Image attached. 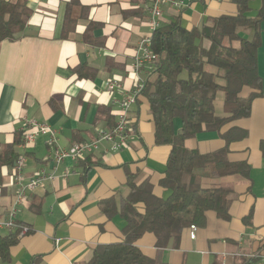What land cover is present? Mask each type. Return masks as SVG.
Segmentation results:
<instances>
[{
    "label": "crops",
    "instance_id": "obj_1",
    "mask_svg": "<svg viewBox=\"0 0 264 264\" xmlns=\"http://www.w3.org/2000/svg\"><path fill=\"white\" fill-rule=\"evenodd\" d=\"M24 1L31 14L22 35L0 43V147L20 135L23 118L48 124L56 132L60 148L93 140L115 122L114 100L121 97L119 91L108 92L105 83L116 79L124 92L135 85L132 64L139 40L149 34V0H77L71 10L75 23L65 38L61 37L62 27L70 0ZM181 1L179 10L161 6L160 26L179 18L184 28L191 29L208 18L236 13L230 0ZM249 6L253 17L263 11L257 52L260 96L253 99L247 118L226 124L219 133L202 132L185 141L186 148L206 154L224 147L219 134L230 128L246 131L244 139L230 143L228 159L245 161L249 176L202 179L203 188L226 187L234 192L229 219L221 220L207 211L204 224L196 226L194 240L186 229L177 248L168 246L160 251L166 264H264V150L260 149L264 142V0H253ZM89 24L97 25L89 32L94 45L83 40ZM147 75L142 69L140 77ZM217 99L223 113L222 94ZM107 107L111 119L102 112ZM129 128L128 142L120 151L109 152L108 146L101 144L83 164L67 159L55 170L56 176L69 171L66 180L56 178L26 195L17 221L30 231L8 248L5 260L0 255V264H85L96 246L120 243L124 220L119 216L106 219L98 202L126 196L125 169L135 175L136 185L147 180L154 196L168 195L159 182L170 147L155 144L152 117L142 96L130 108ZM180 128L181 122L175 119L174 133ZM46 139L38 137L24 152L21 137L15 146L18 155L25 154L26 180L39 170L52 169L46 159L53 148L46 145ZM11 174V167L2 168V213L15 192ZM249 213L250 223L246 224ZM9 234L0 229V238ZM135 246L148 258L157 255L152 234H144Z\"/></svg>",
    "mask_w": 264,
    "mask_h": 264
},
{
    "label": "trees",
    "instance_id": "obj_2",
    "mask_svg": "<svg viewBox=\"0 0 264 264\" xmlns=\"http://www.w3.org/2000/svg\"><path fill=\"white\" fill-rule=\"evenodd\" d=\"M230 1L236 8L235 15L208 18L200 27L191 29L184 28L176 18L151 33L150 50L157 59L151 70H147L140 96L149 107L155 144L170 147L159 182L168 195L165 198L154 196L147 180L136 185L135 175L125 169L126 196L98 202L106 219L119 216L124 220L122 240L96 246L85 264H166L160 251L168 246L177 248L182 232L190 225H203L207 211L214 212L221 220L229 219L234 192L226 187L203 188L201 181L229 176L248 178L250 168L245 161L228 159L230 143L244 139L246 131L230 128L219 134L224 147L206 154L186 148L185 141L202 132L219 133L226 124L247 118L253 99L260 96L257 52L263 11L260 9L249 18L246 14L253 0ZM74 5L77 0H70L66 8L62 38L73 29L75 22L71 10ZM30 14L24 0H0V43L19 39ZM95 27L97 25L89 24L83 35L85 43L94 45L89 32ZM239 29H245L249 34L241 36ZM183 73L185 78L181 77ZM244 89L249 90L246 97L241 96ZM218 94H222V117L216 116L214 111ZM102 112L111 119L108 107L102 108ZM175 119L181 122L176 134L173 131ZM21 136L20 133L10 144L0 147V187L1 170L12 167L17 159L15 146ZM260 149L264 150V142L260 143ZM86 158L79 164L85 163ZM250 217L251 213L244 219L246 224L250 223ZM146 233L155 238L158 252L154 258L146 257L135 246ZM17 241L16 232L0 238V255L4 260L8 248Z\"/></svg>",
    "mask_w": 264,
    "mask_h": 264
},
{
    "label": "built area",
    "instance_id": "obj_3",
    "mask_svg": "<svg viewBox=\"0 0 264 264\" xmlns=\"http://www.w3.org/2000/svg\"><path fill=\"white\" fill-rule=\"evenodd\" d=\"M164 4L177 10L183 7V2L181 0H149L146 6L149 34L139 40L133 58L132 71L136 77L134 87L129 92H124L120 82L116 79L108 80L105 83L108 92L112 93L119 91L121 94L119 99L114 100L116 118L112 128L99 131L93 140L73 143L68 148L64 149L57 145L56 132L48 124L35 119H22L20 127V133L22 134L20 142L21 150L24 152L31 149L38 137L45 136L47 138L46 145L53 148L46 159L52 163V169L50 172L39 170L26 180L23 173L25 167V154L18 155L11 167V178L15 186V192L12 202L7 207L6 211L4 213L0 211V229L10 233L16 232L18 238L30 231L29 228L17 221L18 210L22 206L28 193L33 192L46 182H51L56 178L66 180L70 175L69 171L63 172L61 176L55 175V170L65 160L69 159L73 162H79L96 151L101 144H106L109 152L120 151L127 144L130 134V108L135 105L145 83V79L140 77V72L142 69L150 71L151 66L157 59V56L150 50V35L161 25V6ZM195 235L196 226L190 225L188 228L189 239L194 240Z\"/></svg>",
    "mask_w": 264,
    "mask_h": 264
},
{
    "label": "rangeland",
    "instance_id": "obj_4",
    "mask_svg": "<svg viewBox=\"0 0 264 264\" xmlns=\"http://www.w3.org/2000/svg\"><path fill=\"white\" fill-rule=\"evenodd\" d=\"M251 7H253V4L251 3ZM247 17H249V18H253V12L251 11V12H248L247 14ZM238 33L241 35V36H246L247 35V30H245V29H239L238 30ZM185 74L183 73L182 74V78H185ZM248 90L247 89H244L243 91H242V93H241V95L242 96H246L247 94H248ZM214 111H215V114H216V116H219V117H221V116H223V113L221 112V106H220V100L219 99H217L216 101H215V103H214Z\"/></svg>",
    "mask_w": 264,
    "mask_h": 264
}]
</instances>
